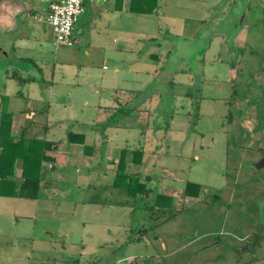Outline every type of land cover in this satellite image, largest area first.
I'll list each match as a JSON object with an SVG mask.
<instances>
[{
    "label": "rangeland",
    "instance_id": "obj_1",
    "mask_svg": "<svg viewBox=\"0 0 264 264\" xmlns=\"http://www.w3.org/2000/svg\"><path fill=\"white\" fill-rule=\"evenodd\" d=\"M97 1L86 0L75 25L77 39H83L81 30L87 34L85 22ZM19 3L44 14L48 0ZM132 18L137 24L132 36L139 41L107 61L106 69L99 66L93 77L85 64L70 61H86L80 45L59 46L53 36L41 59L48 61L49 80L58 63L56 71L65 77L56 85L70 94L67 102L72 100L81 121L99 114L78 110V102L108 109L117 94L136 96L134 103L145 113L128 120L133 129L113 135L102 151L125 147V140L145 150L152 146L157 154L146 156L142 179L150 177L147 187L154 195L174 197L170 212L156 211L154 230L139 239L138 228L150 225V201L113 188L108 159L79 166L74 176L67 173L54 183L52 201L32 221L34 239L9 243L8 261L264 264V168L255 167L264 159V0H158L153 13ZM8 61L0 55V80ZM188 182L201 186L198 198L183 196ZM171 213L176 217L166 221ZM257 234L255 255L237 250Z\"/></svg>",
    "mask_w": 264,
    "mask_h": 264
},
{
    "label": "crops",
    "instance_id": "obj_2",
    "mask_svg": "<svg viewBox=\"0 0 264 264\" xmlns=\"http://www.w3.org/2000/svg\"><path fill=\"white\" fill-rule=\"evenodd\" d=\"M57 1L60 0H48L44 15L34 14L33 10L23 8L19 0H0V55L7 56L9 61L6 64L10 63L5 68L4 75L0 80V126L2 113L8 112L12 116V121L9 124L11 137L16 140L21 138L36 139L45 143L38 198L31 200L0 196V246H2L0 247V264H10L8 261L10 247L8 246L13 245L16 239H34L32 230L35 227V222L32 221L37 219V212L43 211L44 206L52 201L55 195V182L67 176V173L74 176V173L79 172V166L90 168V163L107 159L112 162L107 165L106 170H109L112 177L115 178L116 165L121 150L142 148V146L135 147L130 140H125L123 143L125 147L115 149L108 147L105 153L102 151L106 144L111 145L113 135H118L128 129V120L132 121L134 116L139 119L141 118L139 113H145L146 109L134 103L136 96L131 98L129 94L116 95L117 106L133 104L137 106V109L120 121L119 128L108 129L106 137H104L92 127L105 122L117 106L113 105L106 109V106L103 107L97 103L91 106L89 101L78 102V110L92 108L99 114L92 122L81 121L77 115L73 114L72 100L67 102V97L70 94L56 85L60 77L63 79L65 77L56 71L58 63L53 64L52 78L51 81L49 80L47 71L44 70V63L47 64L48 61H43L41 57L48 53V46L53 42V36L55 39L52 28L46 22V16L49 5ZM98 1L94 6V16L89 23L85 22V26L88 25L87 34L81 30L80 36L83 39H77L74 35L77 40L75 45L85 47L84 58L86 61L83 59L84 62H81L80 58L76 57L70 60L75 64H82L81 66L85 64L84 67L87 68L91 77L95 70L100 68L99 66L102 65L106 69L107 61L115 60L119 57L121 50L129 49L139 41L137 36H132L137 33V24H133L135 18L132 17L142 16L130 12L131 0ZM130 29L135 30L131 32ZM148 36L154 40L150 35ZM55 57L56 60H62L61 53H57ZM150 58L156 59L157 55L152 54ZM49 63L52 64V62ZM137 127L138 130L143 128L139 125ZM81 128L83 132H78ZM129 129H133V127H129ZM69 133L84 134L85 143L90 146L91 150L86 153L79 140L77 143H70L68 141ZM151 147L148 150L143 149L145 157L142 169L148 161L146 156L157 154ZM100 156L106 157L100 158ZM12 157L9 156L6 160H13L14 157ZM17 157L19 158L15 163L7 168V171L13 175L16 192L19 191L24 181L21 156ZM155 167L156 165H154ZM11 188L12 186L9 190ZM46 209L48 208L46 207ZM22 225H24V231L20 229ZM45 233L47 232L45 231Z\"/></svg>",
    "mask_w": 264,
    "mask_h": 264
},
{
    "label": "trees",
    "instance_id": "obj_3",
    "mask_svg": "<svg viewBox=\"0 0 264 264\" xmlns=\"http://www.w3.org/2000/svg\"><path fill=\"white\" fill-rule=\"evenodd\" d=\"M119 1L122 2V0ZM157 6L158 0H131L129 10L137 15H148L153 13ZM136 109V105L117 106L105 122L92 127V129L106 137L108 129L119 128L120 121L130 116ZM11 121L12 116L8 112H3L0 126V196L36 200L40 192L41 165L44 160L43 150L45 143L36 139L25 140V138H21L16 140L14 137H11L9 125ZM78 140L84 146L86 153L88 150H91L90 146L85 143L84 134L69 133L68 141L70 143H77ZM144 155L145 152L142 148H134L132 150L124 148L121 150L116 165V176L112 184L113 188L123 189L134 198L140 197L151 202H149L146 211V218L148 221L150 220V225L148 227L143 226L142 228H138L137 233L139 234V239H142L150 231L154 230L151 222L156 217V211H163L164 213L166 211L170 212L174 203L173 196L166 195L165 193L154 195V190L147 187L151 179L149 176L142 179L141 169L144 163ZM9 156H13V160H6ZM17 156H21L20 158L23 163L22 178L24 181L19 191L16 192L13 175L7 171V168L9 165L15 163L16 159L19 158ZM11 186L12 188L9 190ZM200 193L201 186L199 184L188 182L182 194L186 198H198ZM175 217L171 213L166 221Z\"/></svg>",
    "mask_w": 264,
    "mask_h": 264
},
{
    "label": "built area",
    "instance_id": "obj_4",
    "mask_svg": "<svg viewBox=\"0 0 264 264\" xmlns=\"http://www.w3.org/2000/svg\"><path fill=\"white\" fill-rule=\"evenodd\" d=\"M86 0H60L49 5L46 22L52 28L56 44L73 47L77 43L74 28L84 12Z\"/></svg>",
    "mask_w": 264,
    "mask_h": 264
},
{
    "label": "water",
    "instance_id": "obj_5",
    "mask_svg": "<svg viewBox=\"0 0 264 264\" xmlns=\"http://www.w3.org/2000/svg\"><path fill=\"white\" fill-rule=\"evenodd\" d=\"M257 169H263L264 168V159L261 160L258 164L255 166ZM260 242V235L257 234L255 239L252 241L251 244L246 245L244 248H237L238 251H243L244 250H250L253 255L256 253V249L258 247V244Z\"/></svg>",
    "mask_w": 264,
    "mask_h": 264
},
{
    "label": "flooded vegetation",
    "instance_id": "obj_6",
    "mask_svg": "<svg viewBox=\"0 0 264 264\" xmlns=\"http://www.w3.org/2000/svg\"><path fill=\"white\" fill-rule=\"evenodd\" d=\"M227 5V4H224V6Z\"/></svg>",
    "mask_w": 264,
    "mask_h": 264
}]
</instances>
